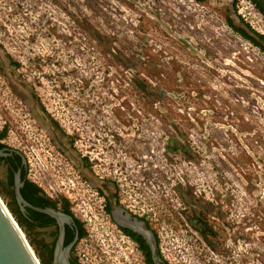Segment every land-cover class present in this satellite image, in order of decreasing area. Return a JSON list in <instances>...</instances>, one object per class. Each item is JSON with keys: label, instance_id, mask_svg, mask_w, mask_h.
<instances>
[{"label": "rangeland", "instance_id": "rangeland-1", "mask_svg": "<svg viewBox=\"0 0 264 264\" xmlns=\"http://www.w3.org/2000/svg\"><path fill=\"white\" fill-rule=\"evenodd\" d=\"M228 18L264 44L250 0H0L4 140L84 214L87 234L93 190L33 122L35 100L77 146L97 143L98 174L141 200L172 263L264 264V49ZM114 138L126 155L104 146ZM19 228L38 258L41 232Z\"/></svg>", "mask_w": 264, "mask_h": 264}, {"label": "flooded vegetation", "instance_id": "flooded-vegetation-1", "mask_svg": "<svg viewBox=\"0 0 264 264\" xmlns=\"http://www.w3.org/2000/svg\"><path fill=\"white\" fill-rule=\"evenodd\" d=\"M250 1L255 13L264 19V0ZM16 65L13 64L14 67ZM19 81L22 80L19 79ZM15 84L21 87L20 83L16 82ZM19 87L14 86V90L19 89ZM30 95L32 97L33 93L31 92ZM26 100L21 98L20 103ZM32 106L35 110L32 120L37 126L41 125V130H43L53 151L67 161V164L76 174L75 178L79 179L77 182L81 187L86 183L90 190H93L90 195L92 197L88 196L90 200V203L87 202L89 210L84 211L83 208L79 210L80 212L84 211L86 216L90 213L97 220V222L94 221L95 234H87L90 231L88 226L91 223L84 222L87 219L80 218L84 214L77 213V209L67 200L68 196L64 193L61 196H53L43 190L40 185L29 177V159L26 158L24 152L8 145L4 140V136L0 137V143L4 145H0V150L5 152V155L0 157V162L5 169L4 179L8 180L10 178L12 180L11 190L14 208L17 214L26 217L35 226L34 229L41 232V238L48 246V252H45V259L48 260V263L53 264L54 261V250L59 234L58 225L55 219L47 214L25 205L22 209L23 204L18 202L15 193V175L17 173H19L21 183L18 190L27 203L35 207L46 205L45 207H52L72 217L73 221L64 226L63 237V247H65L77 235V239L68 251L67 259L70 264H174L164 255L156 226L152 225L148 215H145L146 212L141 205V200H137L131 194L123 196L117 188L119 184L115 177L105 178L98 174L96 166L99 165L97 161L100 158L96 154L91 156L96 149L93 146L96 147L97 143L90 142L87 146L90 150H83L79 145L77 146L78 141H81V139H77L76 136L69 137L62 134L56 124L43 112L42 106L36 100ZM3 129H5L4 126L0 129V132ZM111 136L114 137V135ZM108 140L102 141L106 144L104 146L113 143L112 147H117V150L126 155L123 139L114 138L110 140V143H107ZM98 141L99 139H97ZM111 150L118 155L113 148ZM22 156L25 158V162H23ZM53 156L50 153V158H56ZM140 158L141 156L137 155V159ZM137 159L133 160L139 165L140 161ZM116 165L115 163L108 167L109 173L114 171L112 167ZM123 166L122 163L118 168ZM83 190L88 191V189ZM77 205L80 207L78 203H75V206ZM88 220L92 219L88 218ZM24 224L26 225V223ZM100 229L104 233H100ZM147 233L150 234V239L147 238Z\"/></svg>", "mask_w": 264, "mask_h": 264}, {"label": "water", "instance_id": "water-1", "mask_svg": "<svg viewBox=\"0 0 264 264\" xmlns=\"http://www.w3.org/2000/svg\"><path fill=\"white\" fill-rule=\"evenodd\" d=\"M5 152L0 150V157L4 156ZM23 162L25 158L22 156ZM19 173L15 175V193L19 203H22V209L29 206L34 210L47 214L54 218L58 228L59 234L54 250L53 264H70L67 256L68 251L77 239V235L73 237L71 242L63 247L64 226L70 224L73 219L70 215L54 209L52 207H35L27 203L20 195L18 187L20 185ZM147 233V238L150 239V234ZM0 264H40L34 251L27 242L24 234L19 228L17 222L12 217L7 207L3 204L0 198Z\"/></svg>", "mask_w": 264, "mask_h": 264}, {"label": "trees", "instance_id": "trees-1", "mask_svg": "<svg viewBox=\"0 0 264 264\" xmlns=\"http://www.w3.org/2000/svg\"><path fill=\"white\" fill-rule=\"evenodd\" d=\"M227 23L231 28L237 31L241 36L253 42L255 45L259 46L260 48L264 49V44H262L260 40H258L255 36L252 35V33H255L253 32V30H250V28L244 29L243 27L236 25L231 18H228ZM255 35H259L261 38H263L261 34H255ZM5 134H6V129H3V131L0 132V137H3ZM0 145L2 146L3 144L0 143ZM11 181L12 180L9 178L8 180L4 179L0 183L1 192L5 193L9 197V202H7V207L9 209V212L14 216V219L17 222L18 226L23 227L29 233L31 232L34 233L36 237V234H38V231L34 229L35 226L31 224L26 217L21 216L20 214H17L14 208V202H13L12 190H11V185H12ZM37 187L39 188V186ZM45 206L46 205H41L40 207H45ZM24 223H26V225ZM201 233L203 236H206L207 231L201 230ZM35 239L36 240H34L32 244L37 252V256L39 258L40 264H49L48 260L45 259V252H48L47 244L44 242V240L41 237L39 238L37 237Z\"/></svg>", "mask_w": 264, "mask_h": 264}, {"label": "bare ground", "instance_id": "bare-ground-1", "mask_svg": "<svg viewBox=\"0 0 264 264\" xmlns=\"http://www.w3.org/2000/svg\"><path fill=\"white\" fill-rule=\"evenodd\" d=\"M3 202V201H2ZM4 204V203H3ZM5 205V204H4ZM13 217V216H12ZM15 220V219H14ZM23 233V232H22Z\"/></svg>", "mask_w": 264, "mask_h": 264}]
</instances>
